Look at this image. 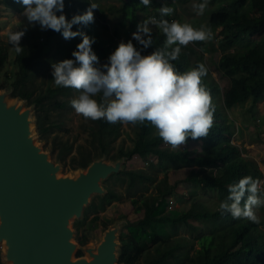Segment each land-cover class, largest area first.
<instances>
[{
	"label": "trees",
	"instance_id": "trees-1",
	"mask_svg": "<svg viewBox=\"0 0 264 264\" xmlns=\"http://www.w3.org/2000/svg\"><path fill=\"white\" fill-rule=\"evenodd\" d=\"M102 1L104 0H65L64 9L67 19L71 20L73 15L84 13L89 7L88 2L99 4V9L94 10V23L87 26L74 25L72 29L81 30L95 37L96 42L92 48L99 61L107 60L116 49L118 44L114 45L112 41L114 38L124 36L122 30L127 22H129L128 34L135 31L140 21L139 13L146 14L143 20L152 15L157 20L167 19L171 22L178 17L176 1L183 3L187 0L166 2L152 0L148 7L142 5L140 0H119L122 2L119 7H103ZM223 3L220 9L210 14L209 26L213 30L221 28L222 54L217 62V70L222 77L228 78V86L223 90L213 77L204 52L199 50L202 47L201 42H193L182 48L179 59L173 61L177 70L181 72L190 70L199 63H204L208 68V76L204 78V84L210 90L216 108L214 126L207 138L196 140L189 138L187 142L202 141L204 149L194 155L188 154L187 151L171 150L156 135L155 129L147 123L135 126L136 139L131 146L116 148L115 141L121 135L123 125L99 120L93 121V125L89 127L87 144H79L76 154L71 157L70 164L73 169L87 168L94 160L103 157L117 161L123 158L132 159L134 156L151 155L156 156L157 165L166 170L191 167L190 173L163 192L161 198L145 199L143 206L148 210L133 224L123 227L133 234L127 233L128 236H125L124 230L121 231L123 237H121L120 263L122 264H139L145 255L150 257L148 264H264V230L261 229L264 221L260 220L259 224H255L246 219H234L230 214L221 215L219 211V204L226 199L230 184L238 183L244 176H252L260 180L264 175L258 162L250 156L243 155L242 148L233 142L235 134L242 133V129L227 112L249 99L253 104L264 100V38L261 42L255 39L257 32L264 26V0H225ZM0 4L16 11H23L15 0H0ZM165 5L172 7L174 12L171 16L161 17L159 8ZM109 23L113 24L114 31L111 36H105L100 32V27L107 28ZM43 36L45 39L41 38ZM151 37L153 43L147 49H143V46L136 42L135 46L142 50V55L163 50L166 37L162 31L160 29L152 31ZM143 38L148 39V36L145 35ZM55 39L60 42L58 51L61 59H73L72 52L81 42V37L65 40L61 33L52 30L41 31L39 25H36L35 28H29L21 40V46L24 47L23 54L15 53L14 62L17 71L14 73V78L11 79L6 75L7 81H0V90H11L12 97L26 100L28 105H34L37 110L45 109L47 104L51 107H63L65 103H56L54 99L67 94L72 89L57 87L55 83L45 86L35 81L36 74L40 73L45 59L54 47ZM236 45H243V50L229 51ZM9 46L14 51L8 42L7 34V41L0 43V75L9 59ZM55 56L56 54L50 55V60ZM51 77L53 79L52 75ZM48 130H50L49 126L40 128L39 131ZM74 149V141L70 137L54 138L52 153L56 154L57 161L64 166L67 165V158ZM128 175L129 186L141 188L143 190L141 199H143L149 189L148 183L153 180L147 173L129 172ZM181 182L195 185L206 193H216L220 201L217 208L164 211V202H167L166 199L171 195L172 188ZM119 199L118 191L106 188L104 195L92 198L90 204L85 207L80 221L86 223L90 217H92L91 222L100 221V213ZM132 202L137 204L138 200ZM195 222L199 223V226L195 225ZM103 223L108 225L105 221ZM167 224L173 231L178 226H183L192 232L203 230L194 239L198 241L199 249L191 253L195 243L194 240L190 241L186 237H179L172 242L165 228ZM77 256H83V251L79 250Z\"/></svg>",
	"mask_w": 264,
	"mask_h": 264
},
{
	"label": "clouds",
	"instance_id": "clouds-1",
	"mask_svg": "<svg viewBox=\"0 0 264 264\" xmlns=\"http://www.w3.org/2000/svg\"><path fill=\"white\" fill-rule=\"evenodd\" d=\"M15 2L23 8L21 16L25 20L23 27L8 32V42L17 55L24 51L22 38L36 25L41 31L61 33L65 40L81 37L72 52L73 59L51 65L55 85L78 93L70 101L77 115L85 120H105L110 124L136 126L147 123L173 150H181L189 138L196 140L210 135L216 108L211 92L204 84L208 68L199 63L181 72L173 63L179 59L182 48L190 43L210 42L214 36L210 27L197 29L189 23L149 17L137 24L131 40L121 41L107 62L100 64L92 48L95 37L72 30L74 25L87 26L95 22L94 10L99 9L98 3L88 2L89 7L83 14L73 15L69 20L64 14L65 0ZM140 3L148 7L152 0H140ZM207 7L208 0L193 4L197 15H203ZM173 12L174 9L167 5L159 8L161 17L171 16ZM149 24L155 25L166 37L164 48L142 55V50L132 40L143 49L149 48L153 43ZM261 207H264V181L244 176L238 183L228 186V195L219 204V211L221 215L230 214L234 219L259 224L257 210Z\"/></svg>",
	"mask_w": 264,
	"mask_h": 264
},
{
	"label": "rangeland",
	"instance_id": "rangeland-1",
	"mask_svg": "<svg viewBox=\"0 0 264 264\" xmlns=\"http://www.w3.org/2000/svg\"><path fill=\"white\" fill-rule=\"evenodd\" d=\"M168 1V0H162ZM175 1V0H173ZM225 1V0H224ZM223 0H208V7L203 15H197L196 11L193 9V4H198L203 2V0H187L186 2L176 1V14L177 22L179 23H189L194 28L199 29L202 26H209V17L213 11L220 9L224 2ZM122 4L119 0H104L101 2L103 7H119ZM22 11H16L8 8L4 4H0V43L7 41L8 32L15 31L23 27L25 20L21 16ZM146 14L139 13V22L143 21ZM149 17H154L150 15ZM111 23V22H110ZM108 24L107 28L100 27V32L105 36H111L114 31L113 24ZM152 31L159 30L155 25L149 24ZM129 22H127L122 30L124 36L121 38H114L112 43L114 45L119 44L121 41L127 43L132 39V34H128ZM137 29V28H136ZM135 29V31H136ZM214 36L210 42H201L202 47L199 49L204 52L205 60L208 62L210 70L216 81L220 83L223 90L228 86L229 80L226 77H222L220 71L217 70V62L222 54L220 49V41L223 39L221 34V28L215 30L211 29ZM134 31V32H135ZM144 37L145 34H142ZM43 39V37H41ZM264 38V26L257 32L255 39L257 42H261ZM254 39V37H253ZM42 40V39H40ZM135 45L137 41L132 40ZM246 42V41H245ZM193 43V42H192ZM246 44V43H245ZM60 47V42L55 39L54 47L48 57L44 61V66L42 67L40 73L36 74L35 81L38 84H48L54 83L51 75L54 71L51 67L52 63L62 61L61 54H59L58 48ZM234 49L243 50V45H236L231 47L229 51ZM9 59L8 62L0 75V81H7L6 75H9L11 79L14 78V73L17 71V66L14 62L15 52L12 48L8 47ZM56 56L50 60V55ZM47 56V55H46ZM107 60L103 59L100 64L106 63ZM10 99L17 97L11 96V90L3 89ZM78 93L73 89L67 94L57 96L54 99L56 103H65L63 107H51L47 104L45 109L37 110L34 105H28L26 100L19 99L20 103L23 105V109H30V119H31V129L32 136L37 146L41 150L45 151L51 160L60 165L58 176H68L75 174L77 171L85 170L86 168L73 169L71 167L70 161L72 155L76 154L77 147L81 143L87 144L88 129L93 125V121L85 120L82 116L75 113L74 109L70 106V101L76 97ZM231 118H233L237 126H240L242 133L235 134V139L233 142L239 145L244 151L245 156H250L254 158L260 167V170L264 174V100L258 101L253 104L252 100L237 104L230 110H227ZM50 127V130L46 132H40V128ZM121 135L115 141L116 148L120 146L129 147L133 144L136 139V128L131 124L123 125L121 130ZM57 136L70 137L74 141L75 149L67 158V165L64 166L62 163L57 161L56 154L52 153L54 138ZM170 147V146H168ZM171 149V148H170ZM204 149L202 141L200 142H190L182 146L181 151H187L188 154L194 155L197 151ZM172 150V149H171ZM206 150V148H205ZM206 153V152H205ZM105 161L109 163H116L121 161V167L118 172L112 173L106 179L102 180L101 185L103 189L106 188L115 189L120 194V199L114 201L109 205L105 211L100 213V221L91 222L89 220L84 223L81 222V218L75 217L71 223V230L73 232L72 241L76 245L74 251V256H77L79 250L83 251V256L88 258L87 249L92 247L96 249V246L103 240L105 233L114 227H118L117 230V258L118 264L120 263V248H121V231L124 230V235L128 236V230L123 228L126 225L133 224L139 218H141L145 211L148 209L143 206V201L145 199L152 200L153 198H161L162 193L173 187L176 181L184 179L191 171V167H183L179 169L166 170L159 165H157V158L154 155L149 157H138L134 156L132 159H120L113 161L103 157ZM129 172H142L147 173V175L153 180V182L148 183L149 189L145 193V197L141 199V194L143 190L141 188H133L129 186ZM264 177V175H263ZM264 181V178L260 179ZM99 194L93 195V197ZM92 197V198H93ZM92 200V199H91ZM138 200L137 204L132 201ZM167 202H164V211H184L190 208L195 210H201L204 208L216 209L218 206L219 198L216 193L204 192L202 189L196 187L187 182L179 183L175 188H172V193L167 197ZM257 215L260 220L264 221V207L257 210ZM93 216V215H92ZM103 221L108 223L104 225ZM196 223V222H195ZM195 225L199 226V223ZM201 227H204L201 225ZM166 230L169 232L172 242L179 237H186L188 240H194L195 237L203 231L192 232L183 226H178L175 231L171 229L170 225L165 226ZM204 229V228H202ZM262 230H264V225H262ZM198 241L194 240L195 246L190 252L195 253L199 249ZM4 243V242H3ZM95 247V248H94ZM155 247V246H154ZM4 251H6V246L4 245ZM185 251V250H183ZM153 253V251H152ZM150 260L149 255L143 256L139 264H148ZM5 264H8L5 262Z\"/></svg>",
	"mask_w": 264,
	"mask_h": 264
},
{
	"label": "water",
	"instance_id": "water-1",
	"mask_svg": "<svg viewBox=\"0 0 264 264\" xmlns=\"http://www.w3.org/2000/svg\"><path fill=\"white\" fill-rule=\"evenodd\" d=\"M0 92V243L10 264H118L117 230L110 228L88 258L74 256L70 223L83 217L101 182L121 161L94 160L85 170L58 176L60 165L36 145L30 109L8 104ZM20 103V98H14ZM95 248V247H94Z\"/></svg>",
	"mask_w": 264,
	"mask_h": 264
},
{
	"label": "bare ground",
	"instance_id": "bare-ground-1",
	"mask_svg": "<svg viewBox=\"0 0 264 264\" xmlns=\"http://www.w3.org/2000/svg\"><path fill=\"white\" fill-rule=\"evenodd\" d=\"M7 102L10 105L13 104L15 106H19V102H17L15 99H10V98L7 97ZM94 252H97V249H95ZM6 254H7V246H6V251H5V259H6ZM7 263L10 264L9 261H7Z\"/></svg>",
	"mask_w": 264,
	"mask_h": 264
},
{
	"label": "built area",
	"instance_id": "built-area-1",
	"mask_svg": "<svg viewBox=\"0 0 264 264\" xmlns=\"http://www.w3.org/2000/svg\"><path fill=\"white\" fill-rule=\"evenodd\" d=\"M264 177H262L263 179ZM3 251H4V245L3 243H0V264H5L4 258H3Z\"/></svg>",
	"mask_w": 264,
	"mask_h": 264
}]
</instances>
